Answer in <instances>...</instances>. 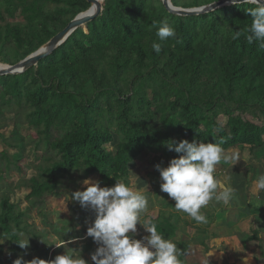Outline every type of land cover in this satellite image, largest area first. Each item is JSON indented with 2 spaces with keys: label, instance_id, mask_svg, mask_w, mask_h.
Wrapping results in <instances>:
<instances>
[{
  "label": "trees",
  "instance_id": "trees-1",
  "mask_svg": "<svg viewBox=\"0 0 264 264\" xmlns=\"http://www.w3.org/2000/svg\"><path fill=\"white\" fill-rule=\"evenodd\" d=\"M171 1L191 8L218 0ZM91 5L88 0H0L2 61L14 65L25 59ZM251 7L236 3L200 15H178L163 0H105L100 16L77 28L36 66L0 75V114L13 112L34 129L26 137L15 128L4 140L17 150L2 152L5 166L25 172L18 151L32 145L48 149L36 174L25 181L33 207L45 196H60L64 181L77 173L84 179L98 176L102 187L114 186L116 179L129 185L131 164L145 152L179 155L164 146L167 141H223L226 151L262 150L264 48L249 44L243 31L251 25L246 11ZM18 15L22 22L8 20ZM165 19L176 38L160 41L153 24ZM236 31L241 34L233 39ZM153 42L162 44L159 54ZM112 144L114 149L106 148ZM29 216L10 195H2L0 264L5 248L17 257L32 247L38 258L50 260L53 242L28 222ZM149 220L175 241L178 221L155 215ZM78 221L75 216L58 234L75 238ZM140 227L138 223L136 239ZM20 232L31 236L28 248L15 243ZM175 242L188 264L187 244ZM96 249L92 243L83 248L90 256Z\"/></svg>",
  "mask_w": 264,
  "mask_h": 264
},
{
  "label": "rangeland",
  "instance_id": "rangeland-1",
  "mask_svg": "<svg viewBox=\"0 0 264 264\" xmlns=\"http://www.w3.org/2000/svg\"><path fill=\"white\" fill-rule=\"evenodd\" d=\"M9 21L22 22L23 18L18 15L16 18H8ZM0 57V66L11 65L2 61ZM225 123V122H224ZM17 128L20 134L30 137L34 133L33 127L19 120V116L13 112H5L0 114V198L3 194L10 195L11 201L16 203L18 207L29 213L28 222L43 233L44 239L53 242L52 249L50 250V260L55 259L57 255L64 254L66 248L68 251L72 249L80 250L84 259L91 261V256L88 251L83 250L87 243L95 244L91 237H87V228L94 222L95 213L92 210H83L79 202L70 199L71 193L75 191H83L86 186L83 185L84 178L81 174H74L73 177L67 178L60 189V196H45L44 200L41 199L37 206L33 207L27 196L30 189L27 187L25 181L31 176L36 174L35 166L39 164L44 155H47V147L39 151L35 146H26L24 150L18 151L23 157L20 162L26 169L25 172H20L15 167L8 169L5 166V160L2 159V152L6 151L9 155L17 152L16 149L8 147L4 140L10 136L13 129ZM107 149H114V144L107 145ZM228 152H236L239 154L240 160L237 164H225L221 162L216 166L215 175L221 179L226 186L236 189V198L231 203V206H224L215 200L209 202L206 207L201 208V212L206 216L207 223H197L187 214L177 211L175 209V201L166 197V193H162L160 188L157 187V181H161L160 173L156 169L157 164L162 167H167L172 158L166 157L164 154H153L145 152L142 156L137 158L131 164V175L129 186L133 190L141 191L149 197V206L145 213L141 215L142 220H149L151 215L164 217L169 216L173 221H178L177 237L175 241H182L187 243V250L189 252L187 260L188 264H239L238 258H235V252L232 255L227 253V250L216 248L220 243V239L235 236L238 231V218L242 220V224L246 223V233L253 234L255 230L260 229V236L262 240L259 242L260 250H256L254 254L251 249L244 253L245 259L252 258L246 261L245 264H258L257 260L264 263V257L259 255L258 252L264 251V190H257L254 181L264 174V148L252 152L248 147L234 148L227 150ZM93 180H99L96 175L90 176ZM86 178V179H89ZM102 187V186H101ZM85 213L87 220L85 222ZM79 218V226L75 238L71 239L72 243H65L70 240L62 238L58 234L62 227L68 226L69 222L75 218ZM226 220L231 221V227L226 230ZM259 221L261 225L259 226ZM142 229L138 239H142L146 235H150ZM236 231V232H235ZM243 238L249 235H243ZM224 235V236H222ZM80 236V237H77ZM196 236V237H195ZM217 236V238H215ZM221 237V238H219ZM241 238V236H239ZM202 240V243L199 241ZM173 241L174 243H176ZM65 244L61 247H56L55 244ZM223 243V242H222ZM44 245L43 240L40 241ZM55 245V246H54ZM6 249L4 254L3 264H13V262L23 257L26 262L31 261L38 256L33 252L32 247L26 252H21L20 256L10 254ZM259 257L253 260L254 256ZM210 256V257H209ZM209 257V258H208ZM191 258V259H190ZM209 259V261H208Z\"/></svg>",
  "mask_w": 264,
  "mask_h": 264
},
{
  "label": "clouds",
  "instance_id": "clouds-1",
  "mask_svg": "<svg viewBox=\"0 0 264 264\" xmlns=\"http://www.w3.org/2000/svg\"><path fill=\"white\" fill-rule=\"evenodd\" d=\"M242 2L254 6L246 9L252 17L250 27L243 30L246 40L249 44L258 42L259 47L264 48V0ZM153 27L157 28L156 36L160 41L176 38L175 29L166 19L158 25L154 23ZM240 34V31H236L232 38L237 39ZM152 48L159 54L162 44L153 42ZM222 144L223 141L204 143L196 139L191 142L184 139L178 143L167 141L164 146L179 155L172 158L167 167L161 164L155 166L162 181L160 191L175 201L177 211L187 214L197 223H207L201 208L210 201L231 206L236 198V189L226 186L215 175L216 166L221 162L235 165L240 160L238 153L226 151ZM101 183L99 180L85 179V190L70 195V199L79 202L82 209H90L95 213V220L86 233L98 245L91 255L93 264H184L180 257L185 252L171 238H165L155 222L141 220V215L149 206L148 196L133 190L123 180L116 179L115 185L111 187H101ZM254 184L257 190H264V174ZM138 223L150 235L142 239L134 238ZM18 236L20 238L15 243L21 248H28L31 236L25 237L22 232ZM55 245L65 247V244ZM13 264H25L23 257L16 259ZM26 264H89V261L82 257L80 250L68 251L66 248L64 254L57 255L52 261L34 258Z\"/></svg>",
  "mask_w": 264,
  "mask_h": 264
},
{
  "label": "water",
  "instance_id": "water-1",
  "mask_svg": "<svg viewBox=\"0 0 264 264\" xmlns=\"http://www.w3.org/2000/svg\"><path fill=\"white\" fill-rule=\"evenodd\" d=\"M92 3L91 7L79 13L74 19H72L68 25L58 32L55 36H53L46 44H44L40 49L33 52L25 59L21 60L20 62L14 65H6L5 67H0V75H7V74H19L32 66H36L39 61L50 55L57 47H59L66 39L79 27L85 26L92 21L93 19L100 16L103 11V2L105 0H88ZM163 3L169 11L178 14V15H200L204 13H208L214 11L218 8L223 6L236 4V3H243L242 0H236V3H233V0H218L212 3L191 7V8H184L180 6H176L172 3L171 0H163Z\"/></svg>",
  "mask_w": 264,
  "mask_h": 264
},
{
  "label": "crops",
  "instance_id": "crops-1",
  "mask_svg": "<svg viewBox=\"0 0 264 264\" xmlns=\"http://www.w3.org/2000/svg\"><path fill=\"white\" fill-rule=\"evenodd\" d=\"M225 223L227 224L228 228H226V230L228 231L229 227H231V221L230 220H226ZM260 223H262V222L259 221V226L261 225ZM241 224H242V220L238 218V228L236 229V231H238V232L235 231L236 232L234 234L235 236H229V237H226V238L219 237L221 239L219 240L220 243L218 244V246L216 248V252L218 251L219 248H221L224 251L227 250V253L230 254V255H232V252H235V258L236 259L238 258L237 262H242V263H239V264H245L246 261L248 262V261H250L252 259V258H249V257H247L245 259L246 255L244 253L247 252V255H248V251L246 249L250 248L251 251L254 252V254L256 253V250H260L259 242L262 240V237L260 236V229H262V228H259L258 231L255 230L253 234H249V233H246V231H247L246 230V223L243 224V226H240ZM239 233H243V235H249V237L240 238L239 236L241 234H239ZM255 235H257V236H255ZM222 236H224V235H222ZM251 237H255V239H252ZM215 238H217V236ZM199 242L202 243V240L199 241ZM258 253H259V255L264 257V251H261V253L260 252H258ZM188 254H189V252L187 253V258H189ZM258 257H259L258 255L254 256L253 260L256 261V259ZM257 263L261 264V262L259 260H257Z\"/></svg>",
  "mask_w": 264,
  "mask_h": 264
},
{
  "label": "bare ground",
  "instance_id": "bare-ground-1",
  "mask_svg": "<svg viewBox=\"0 0 264 264\" xmlns=\"http://www.w3.org/2000/svg\"><path fill=\"white\" fill-rule=\"evenodd\" d=\"M86 28V27H85ZM6 66V65H5ZM5 66H0V67H5Z\"/></svg>",
  "mask_w": 264,
  "mask_h": 264
}]
</instances>
